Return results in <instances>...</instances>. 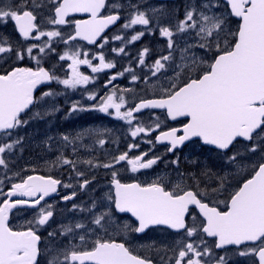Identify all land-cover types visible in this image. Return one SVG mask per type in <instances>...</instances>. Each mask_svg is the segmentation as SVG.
Returning a JSON list of instances; mask_svg holds the SVG:
<instances>
[{
  "label": "snow or ice",
  "instance_id": "1",
  "mask_svg": "<svg viewBox=\"0 0 264 264\" xmlns=\"http://www.w3.org/2000/svg\"><path fill=\"white\" fill-rule=\"evenodd\" d=\"M145 2L0 0V26L13 22L15 31L25 41L48 38L42 45L31 43L19 49L13 47L7 36H0V60L9 62L8 67L0 69V168L8 170L9 159L5 153L10 157L22 143L19 137L8 142L15 130L27 125L29 120L45 119L61 111L56 97L66 95V91L58 92L49 87L37 95L40 86L53 82L64 86L65 90L83 89L82 95L86 93L87 100L96 102L86 107L80 101H73L67 116L98 111L131 125L133 138L141 134L150 137L152 132H158L154 140L144 141L152 148L139 155L129 156V151L139 148L136 143L108 162L82 161L90 168L113 169L112 189L101 198L99 208L95 199L87 208L73 204V211L89 213L90 220L61 224L59 239L57 230L48 231L47 236L57 239L56 244L49 239L42 246V237L38 234L54 215L53 206L45 198L58 194L61 187L72 188L73 185L50 175L29 174L11 183L9 191L4 192V180L0 179V195L5 197L0 200V264H41L42 259L44 264H153L150 258L135 254L126 242L112 239L111 234H143L154 226H166L183 233L184 237L177 241L179 251L174 258L161 257L163 264H172L173 259L174 264H227L230 258L227 251L218 255L214 249L226 250L228 246H235V255L253 257L254 264H264V162L247 161L249 153L258 151L264 160V0H186L184 17L176 21L174 30L173 26L162 23L167 18L162 6L142 8ZM49 5L52 15L43 17L38 10ZM121 10L126 12L121 30L142 27L130 35H112L111 40L120 41L121 46L111 47V53L127 56L128 45L141 40L146 33L154 35L157 31L166 40L167 48V54L160 55L151 64H146L150 49L144 47L139 52L138 65L150 69V75L146 74L142 82L149 84L151 78H156L150 84L156 98L141 99L133 107H127L125 97L132 89L113 85L101 95L87 88L96 83L97 77L81 71L82 66L92 74L116 68L115 60L106 61L103 50L110 38L104 33L121 20ZM75 13L88 14L89 18L70 19ZM38 16L41 17L39 23ZM231 18L239 20L234 30L230 27ZM44 22L55 26L73 25V32L65 36L59 28L43 30ZM174 36L179 40H174ZM53 38L69 45L67 50L57 54L58 61L68 62L66 70L58 63L51 68L43 66L45 58L56 51L52 47ZM78 41H87L101 51L92 53L90 59V53L83 51ZM35 50H38L36 55ZM177 51L178 62L174 57ZM26 58L35 61L36 66L17 65V61ZM94 60L98 63L94 64ZM57 67L64 71L63 78L56 74ZM125 73L131 75L133 83L141 81L135 69L129 66L110 75L103 88L107 89ZM146 109H164L171 120L186 118V122L182 127L161 130L159 117L150 124L139 121L135 114ZM22 114H28L29 118H22ZM134 120L137 123L134 124ZM86 134L100 135L94 130H82L71 136L63 134L61 140L75 153L78 141L80 147L87 148L83 144ZM193 138H199L204 145L213 146L227 156V163L235 169V174L247 172V176L232 184L230 178L234 173L217 174L216 186L205 184L203 188L195 173L186 176L178 172L175 180L158 176L150 182L138 179L122 182L117 178V164L125 162L132 173L152 169L164 159L161 155L149 156L155 144L166 143V155ZM238 140L251 144H246L244 153H229ZM96 142L100 146L106 143L104 139ZM78 162L61 154L52 166L67 165L81 178L85 172L77 170ZM170 163L178 169L179 156ZM201 176L211 179L209 170L203 171ZM94 179L77 180L78 187L87 189ZM185 179L192 180L195 188L186 185ZM224 193H227L226 198L220 199ZM76 195L77 192L72 191L61 199L73 200ZM25 197L28 199H23ZM42 201H45L43 205ZM26 207L35 209V216L26 221V226L14 229L9 223L10 214L14 209ZM128 213L135 218L134 225L118 219V214ZM69 235L71 240L60 244V239ZM193 237L196 239H189ZM207 238H214L212 247ZM77 240L79 243H74Z\"/></svg>",
  "mask_w": 264,
  "mask_h": 264
},
{
  "label": "rangeland",
  "instance_id": "2",
  "mask_svg": "<svg viewBox=\"0 0 264 264\" xmlns=\"http://www.w3.org/2000/svg\"><path fill=\"white\" fill-rule=\"evenodd\" d=\"M137 2H138V0H132V3H137ZM185 4H186V1L181 2L180 5H175V4L165 5V4H162V3H158V2H156L154 0H146V2L142 4V8H147V7H150V6H156V7L162 6L163 9L165 10V12L167 13V18L163 19L162 23L167 25V26H173V30H174V24L176 23V21H178L180 19H183V17H184ZM46 9L50 10L51 9V5H49L48 7L44 8V12H42L43 13V17L51 16L52 12H50V13H48L46 15V12H45ZM231 19L233 20V18H231ZM40 20H41V18H40ZM44 23L46 24V22H44ZM230 27L234 30L237 27V22H235V21L232 22L231 21ZM43 30H47V29L43 28ZM69 31H70V29L62 30V33H64L66 35L67 33H69ZM0 36H7L9 38L10 42L12 43L14 48H19V49L25 48V46H23L24 43L21 41L20 37L17 34V31H15L13 26H9L8 24H7V26H0ZM45 38H47V37L41 38V40H39L38 43L44 41ZM53 39H56V38H53ZM145 39H147L148 42H146ZM145 39H142V42H144V43L146 42L147 44L144 45L143 48L144 47H148L149 48V46L150 47L152 46L153 49L155 48L152 53H151V49L149 48L150 49L149 54L146 56V60H148L150 63L154 62V60L156 59V56H158L159 54H163V55L166 54V52H167L166 40L159 36V32L158 31L153 35V37L150 38V39H152L151 41H150V39L148 37H146ZM173 39L174 40H179V37L178 36H174ZM59 46H62L65 49V44H63L62 42H61V44H59ZM83 46H81V47H83ZM84 47H86V46H84ZM181 47H183V44H181ZM81 49L83 51H85L83 48H81ZM140 51H141V48H139V46H136L134 48L126 49V52L128 53V55L131 58L130 62H132V63L133 62H138L137 61V57H138V54H139ZM196 51H200V50L197 49ZM178 54H179V52H178ZM45 60H46V62L50 63L49 64L50 67H52L54 64H57V62L54 60V57H53L52 53L48 57H46ZM34 62L35 61L29 60V63H31V64H34ZM8 63L9 62H6L5 60H0V67L4 68L3 66H8ZM59 65H62L63 68L66 70V66L62 62H59ZM144 71H147V73L143 72V74H142L141 84H140L142 86H141L140 89L136 90L137 95H140V93H145V91H148L150 96H154L153 90L150 87V84L152 82H154L156 78L153 77V78H151L149 84H144L142 82L143 79H144L143 77L146 74L150 75L149 70L145 69ZM56 72H57L58 75L64 73V71H62L60 67H57ZM169 73L171 74V69L169 70ZM126 79L131 81V77L129 75H127V73H126ZM130 81H128V82H130ZM114 85H116V86H118L120 88L119 84L118 85L114 84ZM134 86H137V83H133L131 81V86L130 87L126 86V87L128 89H132ZM132 91H133V89H132ZM132 91H130L128 93H131ZM73 99H74V101L83 102V101L79 100V97L76 96V95L73 96ZM137 99L138 98H132L133 101H136ZM85 105L88 106L87 103H85ZM88 112H90V111H88ZM74 114H77V113H74ZM90 116L91 115H86V118H88ZM99 116H101L103 118L102 114H100ZM112 116L115 118L114 115H112ZM137 117H138L139 121H141V120L145 121V117L144 116L140 115V116H137ZM157 117H159V121H160L161 126H162L163 125V120H162L163 116H157ZM59 118L61 119L62 126L64 127V129L69 130L68 133L66 132L64 134H69L70 136L71 135H75L77 132H80L82 130H94V133H100V135L104 134V130L105 131L110 130V131H108L109 133L112 131V128L111 129H107L108 125H103V124L102 125L100 124V125H97V126H92V125L91 126H83L84 124H82V126H81V124L78 125L75 121H72L73 118L71 116H67L64 112L61 113ZM151 118H152V116H149V118L146 120V122H147L146 124H150V123H152L154 121V120L152 121ZM67 120H69V122H68V125L66 126ZM135 123H137V122H135ZM101 126H103L104 129H102ZM131 127H132L131 125H127L124 128L125 131L123 133L128 138V141L124 145H128L129 146L131 144L138 143L139 144V148H134L132 150L142 149L141 148L142 147V140L141 139H139L138 137H135V138H131V140H130ZM165 127H166V125H164L162 128H165ZM50 132H51V130H46L44 133H42V129H39V130L35 131V134H37L38 136H34L33 133L30 132L29 128H27L26 125H25L19 131V133H23L24 134V137L22 139V143L20 145H23L24 144L23 141H25V147L28 148L30 146V144L33 145V142H36L35 143V147L42 146L43 148H45V146H46L45 143H46L47 139L49 140V137L52 136L50 134ZM62 135L63 134H60V137L59 136L52 137V139L50 140L51 143L50 144L48 143L49 146L47 147V150L44 149V152H43L44 155L42 157H39L38 159L32 158L31 160H29V159L20 160L21 159L20 157H17V158L16 157H9V160L11 159L10 163L13 162L11 164V166L13 167V170L10 172V174H9L10 176H8L7 179L9 181H11L13 178L19 177L20 175H22L26 171V169H31V171H40V169H43L40 172L47 173V171L45 170V169H47V167H50L51 170H57L58 168H60L59 165H57L56 167H53L52 166V162L56 161L57 158L61 156V154L64 155L66 149H68V147L64 146L63 141L61 140V136ZM88 136L89 135L86 134L85 137H84V141H83V144L87 145L86 149L88 150V153L85 154V157H83L81 159V162L84 161V160H88V159L96 160L95 157H94V154L90 153L91 150H92L93 153L95 152V154H97V157L100 155V153L103 150V148H101L102 150L100 149L101 146L99 144L94 143V141L90 140V138H88L89 139L88 140L86 138ZM141 136H143L146 139H152V134H151L150 137L144 136L143 134H141ZM114 138L117 139L119 137H118L117 134H114ZM54 139H57L55 141L59 140L57 144L54 143ZM98 139H104V138H98ZM107 145H108V142H106L103 145V147H105ZM80 148L81 147L78 146L77 147V151L75 153H73V151H72L73 156L76 155L77 153H79ZM245 148H246V144L244 142H242L236 148L235 152L244 153L245 152ZM126 150H128V148ZM46 151H54L55 152V154H51V156L49 158V162H45L46 156L48 157ZM123 152H125V149L122 148L120 151L114 153L113 156L108 155V156H110L109 160H111L112 157L117 156V155H119V154H121ZM165 152H166V148H160L159 153H156L155 155H161V156L164 157V159L161 162H159L156 166H154L152 169H148V170L142 171L141 173H144L141 176L142 178L146 177V178L156 179L158 176H166V177L169 178L168 174L163 173L164 167L165 168H169V166L171 165V163H170L171 158L168 156V154L165 155ZM205 153H206L207 157L210 156V152L205 151ZM139 154L140 153H138L137 151H133V152H131V154L129 153V156L131 157V156H135V155H139ZM250 155L252 157H250ZM193 161L194 160L190 159L188 162H193ZM247 161L248 162H263L259 151L257 153H254V154L253 153H249L247 155ZM82 164H83L84 167L81 168L79 171L85 172V176H86L87 172H90V171L88 170V165H86L84 163H82ZM115 167H119L118 169H115V170L118 171V176H121L123 179H134L136 176L141 174V173H138V172L137 173H132L130 171V168L126 165L125 162H121V164L116 165ZM110 171L112 172V169ZM14 173H19L20 175L19 176H14L13 175ZM97 173H98V171H95L94 173H90V175H89L90 179H92V176H97L98 178L100 177L101 179H99V181L96 182L95 184H92L89 189L87 188V189H84V190H81L78 187V184H77V180H82L81 179L82 177L81 178H77L76 176H74V181L73 182H69V184H72L73 187L72 188H66V190L64 191V195L71 194L72 191H76L77 195H76L75 199L70 200V201L67 202L68 205L63 207L62 212L65 213L66 209H67V211H71L73 204H77V205L81 204V206L87 208L92 203V201L94 199L97 202H99V199L102 198L105 193L110 191L106 181L102 179V177H105V176L101 175V173L96 175ZM150 173H152V175H150ZM232 173L235 174V172H232ZM245 173L246 172L235 174V181H233V182H236V180L242 179L243 175ZM124 175L126 177H124ZM175 178L176 177L173 176V180H175ZM99 206L100 205L98 204V208H99ZM56 228L60 229V225L57 226ZM114 234L117 235L118 233L114 232ZM149 238L150 239H155V235H151ZM68 240H71V236H68L66 239L64 237L60 242H63L65 244H67ZM148 245H152V244L150 243Z\"/></svg>",
  "mask_w": 264,
  "mask_h": 264
},
{
  "label": "flooded vegetation",
  "instance_id": "3",
  "mask_svg": "<svg viewBox=\"0 0 264 264\" xmlns=\"http://www.w3.org/2000/svg\"><path fill=\"white\" fill-rule=\"evenodd\" d=\"M83 72H85V74H88L90 71H83ZM62 75L64 76V73ZM79 100L84 101L85 98H80ZM104 152L105 151H103V153ZM83 157H85V153L79 152L73 158L74 161H79L77 163V166L84 167L83 164H82V162H81V159ZM94 157L96 159L95 161H98L100 163L108 162L106 160H102L99 156L97 157L96 155H94ZM103 159H104V157H103ZM224 163H226V161H223L222 159H220V160L216 161V163L213 165L212 162H211V158H210L208 161L197 162V165H194L193 166L192 173H195L196 176L199 178V180H200V187L201 188H203L205 186V184H207L209 187H213V186L215 187L216 186V180H215L216 175L217 174H222V173L224 174V166H223ZM69 169H71L69 166L64 165L61 168L60 172L57 173V177H61L62 180H66L67 181L66 176H64V175L67 174V171ZM88 170L90 171L89 173H94L95 171H101V172H103V174L107 175L110 172L111 169H105V168H90L88 166ZM205 170H209L210 171V173H211V179H209L207 177H204V176H201V173L203 171H205ZM112 171H113V169H112ZM88 177L87 178H83V179H88ZM103 179L108 183L110 181V179H112V177H106L105 176V177H103ZM137 179L139 181H141V182H150L151 181L149 178H146V177L142 178L141 176L138 177ZM70 180L73 181V178H70ZM134 180H136V179H134ZM189 180L190 179L186 180V182H187L186 185H190V186H193L195 188V185L193 184V181L192 180L189 181ZM93 181H96V179H94ZM124 181L125 182H129L127 180H124ZM226 196H227V193H224V195H222L220 197V199H225ZM4 198L5 197L3 195H0V200H3ZM61 201H63V200L61 199ZM64 202H66V201H64ZM44 203H42V205ZM48 204H51V203H48ZM223 207L224 206L221 205V208H223ZM35 211H36L35 209H20V210H18L17 212H15L12 215L11 221H10V226L13 227L14 229H17V228H21V227L26 226V221L33 219V217L36 214ZM118 219L120 221H123L124 219L131 220L130 217H128V216H122V215H118ZM82 220H83V218H82ZM82 222L88 223L89 221H87V222L86 221H82ZM55 223H56V219H52L51 218L50 221H49V223H48V225L43 226L39 230L38 234H40L41 237H42V246H43V244L49 238L47 236L48 231H52V230H57L58 229V228L55 227ZM153 233H156L157 238L152 243V245H150L149 248L135 246V244L136 243H139L140 240H142L143 238H145V237H147V236H149L150 234H153ZM118 234H119L118 235V238L115 239V240L118 241V242H126L127 244H129L132 247V250L134 251V253L137 254V255H140V256H148V255H151L152 256V254H158L157 253L158 252V248H159V245L158 244H160L162 246L163 245H170V242L163 240V235L164 234H166L165 235V238L168 236L170 238H174L175 239L171 243L172 245H177V241H179L182 238H184L183 235L180 236L178 234H172L169 230H164V229H157V230H154V231L152 230L147 236H145L143 238L142 237L135 236V233H132L130 235H124V234L118 232ZM114 235H115L114 232H112V234H111V238L112 239H114V237H115ZM189 239H196V238L193 237V238H189ZM74 243H79V241L77 240ZM209 244H210L211 247L213 246L211 242H209ZM235 251H236V249L227 250V254L228 255H232V257H234ZM214 252L216 254H218V255H224L225 254V251L224 252H218L216 249H214ZM160 254L161 255L158 256V260L161 262V264H163V261L161 260V257H164L165 260H167V257L165 255H163L162 252H160ZM237 258L239 260L242 257H240V256L237 255ZM41 264H44L43 259L41 261ZM227 264H234V263L227 260ZM252 264H254V262H252Z\"/></svg>",
  "mask_w": 264,
  "mask_h": 264
}]
</instances>
